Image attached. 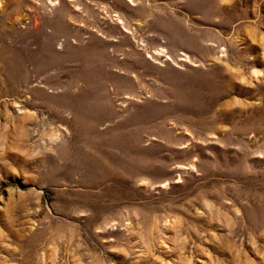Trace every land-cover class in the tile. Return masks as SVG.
<instances>
[{
  "label": "rangeland",
  "instance_id": "rangeland-1",
  "mask_svg": "<svg viewBox=\"0 0 264 264\" xmlns=\"http://www.w3.org/2000/svg\"><path fill=\"white\" fill-rule=\"evenodd\" d=\"M0 264H264V0H0Z\"/></svg>",
  "mask_w": 264,
  "mask_h": 264
}]
</instances>
